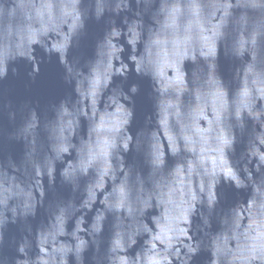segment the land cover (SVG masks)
Instances as JSON below:
<instances>
[{
    "label": "clouds",
    "instance_id": "9594fccd",
    "mask_svg": "<svg viewBox=\"0 0 264 264\" xmlns=\"http://www.w3.org/2000/svg\"><path fill=\"white\" fill-rule=\"evenodd\" d=\"M202 253L264 264V0H0V264Z\"/></svg>",
    "mask_w": 264,
    "mask_h": 264
},
{
    "label": "water",
    "instance_id": "95a60500",
    "mask_svg": "<svg viewBox=\"0 0 264 264\" xmlns=\"http://www.w3.org/2000/svg\"><path fill=\"white\" fill-rule=\"evenodd\" d=\"M102 25L92 24L90 26V31L95 33L99 32ZM26 71V69H22ZM6 87H11L13 89V98L17 100H22L27 96H31L33 99H39L43 105L49 99L53 97H59L65 92V86L60 78V69L55 62L42 66V72L38 77L37 83L32 86L30 91H26L23 87V82L21 80H12L6 83ZM7 124V121H5ZM5 151H11L14 155H19L22 151V147L19 144L11 143L6 145ZM11 231L13 233L17 232L15 226L12 227ZM8 254H13L11 249H6ZM206 254L202 253L197 260L201 262Z\"/></svg>",
    "mask_w": 264,
    "mask_h": 264
}]
</instances>
